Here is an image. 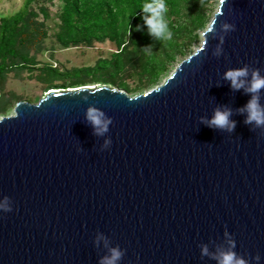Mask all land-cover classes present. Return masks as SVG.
Listing matches in <instances>:
<instances>
[{
    "label": "water",
    "instance_id": "water-1",
    "mask_svg": "<svg viewBox=\"0 0 264 264\" xmlns=\"http://www.w3.org/2000/svg\"><path fill=\"white\" fill-rule=\"evenodd\" d=\"M203 35L144 93L50 89L0 118V200L12 203L0 211V264H98L114 245L126 250L120 264H216L200 245L214 251L225 230L264 264V129L244 123L250 95L224 79L245 65L264 75V0H220ZM90 105L112 118L104 136ZM218 107L232 109L233 132L201 122ZM98 232L108 247L94 244Z\"/></svg>",
    "mask_w": 264,
    "mask_h": 264
},
{
    "label": "trees",
    "instance_id": "trees-1",
    "mask_svg": "<svg viewBox=\"0 0 264 264\" xmlns=\"http://www.w3.org/2000/svg\"><path fill=\"white\" fill-rule=\"evenodd\" d=\"M47 0H26L24 6L14 14L0 15V115L9 112L10 101L19 98L15 91L4 89L7 74L35 69L38 64L32 48L41 50V42L46 38L44 20L39 21L36 4ZM209 0H166L168 12L166 20L173 33L170 41L152 38L146 28L136 31L142 25V5L145 0H62L58 42L64 47L92 46L94 43L112 42L116 49L110 57L100 58L93 67L75 68L61 72L51 64L38 80L47 84L48 90L80 87L88 82H104L117 85L131 92L126 79L134 77L142 85L154 83L168 71V66L178 54H185L186 46L197 37L196 31L206 20L205 4ZM49 16L48 7H40ZM151 46L152 51L142 49ZM55 81H62L55 84ZM146 81V83H145ZM30 101V100H27Z\"/></svg>",
    "mask_w": 264,
    "mask_h": 264
},
{
    "label": "clouds",
    "instance_id": "clouds-1",
    "mask_svg": "<svg viewBox=\"0 0 264 264\" xmlns=\"http://www.w3.org/2000/svg\"><path fill=\"white\" fill-rule=\"evenodd\" d=\"M140 9H142L143 24L136 25V31H141L146 28L147 33L159 41H170L173 38V33L169 29L166 20V14L168 12L166 0H145V3ZM235 27L233 23L222 24L225 35L234 31ZM209 31H212V29ZM223 39L224 37H221V44ZM142 49L146 54L152 51L150 45ZM222 51V46H218L214 55L220 56ZM224 79L230 83V87L233 90L239 91L243 89L246 94L250 95L248 102L239 109L240 114L245 115L244 123L251 125L252 129H264V104L261 103V93L264 91V75L261 74V71L258 68L250 71L249 67L245 65L240 68L227 70L224 73ZM83 99L87 101L88 96H84ZM231 117L232 109L218 107L214 110L210 118L201 117V122L210 128L231 133L235 130L237 123ZM86 120L92 126L94 134L97 136H104L105 133H108L110 125L112 124V118L107 117L105 112L95 105L88 107ZM111 144L112 140L109 137L101 147L102 149H107ZM0 211H12L10 198L4 197L3 200H0ZM224 237L226 243L215 245L214 251L210 249L208 243H202L200 245L201 258L209 257L216 261V264H253V261H255V264H260L262 257L259 254L255 257L247 258L237 253L236 241L229 231L225 230ZM101 240L108 247L109 241L106 234L98 232L94 239V244L98 245ZM125 251L119 245L108 247V252L100 256L98 264H120L125 255Z\"/></svg>",
    "mask_w": 264,
    "mask_h": 264
},
{
    "label": "rangeland",
    "instance_id": "rangeland-1",
    "mask_svg": "<svg viewBox=\"0 0 264 264\" xmlns=\"http://www.w3.org/2000/svg\"><path fill=\"white\" fill-rule=\"evenodd\" d=\"M25 2L26 0H0V15L14 14L24 6ZM43 4H45L49 9L48 17H46V15L40 10V7ZM219 4L220 0H209L208 3L205 4L206 20L204 26L196 31L197 37L190 45L186 46L185 54H178L174 61L169 64L168 71L163 74L159 80L154 83L142 85L141 88H136V84L143 83H139V81L134 77H128L126 79L132 89V91L129 92L131 96L144 93L145 91L151 90L164 83L166 78H168L175 71L176 67L200 47L202 41L204 40L203 33L212 21ZM62 5V0H47L46 2H40L35 5V8H37L40 12L38 20H44L45 24L42 29L46 31V38H44V41L41 42V50L37 51V47L35 49L32 48L31 50L33 54L36 53L38 62L33 71L24 70L20 74L16 71H11L7 74V78L3 82L4 89L8 91V93L13 90L20 97L14 98L10 101L9 112L6 113V115L14 114L15 107L20 101L30 100L32 103H38V101L45 96L48 91L47 84L39 81L38 76L42 74L41 70L44 74L47 73V69H42L46 64H51L53 67L58 68L61 72L73 71V69L81 67H93L100 58L110 57V53L116 49V46L110 41L104 43H94L92 46H62L57 40V33L60 30L59 24L61 21L58 13L60 12ZM61 83L62 81H55V84ZM100 84L111 85L118 88L117 85L94 81L88 82L85 86H98ZM2 116H5V114H1L0 118Z\"/></svg>",
    "mask_w": 264,
    "mask_h": 264
}]
</instances>
